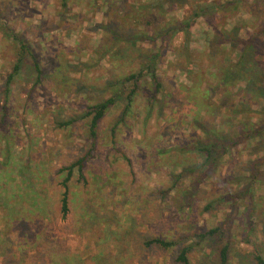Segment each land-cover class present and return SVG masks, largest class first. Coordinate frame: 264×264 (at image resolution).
<instances>
[{
	"label": "rangeland",
	"instance_id": "obj_1",
	"mask_svg": "<svg viewBox=\"0 0 264 264\" xmlns=\"http://www.w3.org/2000/svg\"><path fill=\"white\" fill-rule=\"evenodd\" d=\"M211 1L67 0L64 7L62 0H0V264H103L106 253L117 264H179L181 247L190 244L191 264H218L225 242L229 264H257L255 255L264 257V161L255 177L249 170L264 156V100L255 95L264 93V0H240L243 6L222 10L214 20L213 12L195 20L193 74L182 56L185 32L178 31L157 64L161 92L148 71L137 87L135 80L123 81L158 52L168 27L178 28ZM141 4L149 9L138 10ZM10 29L28 39L42 75L26 54L6 99L18 58ZM230 34L255 37L244 73L208 91L223 67L239 58ZM112 95L117 102L93 139L89 106ZM196 112L228 136L241 121L257 130L202 177L206 152L180 150L207 141L190 123ZM82 157L84 177L73 172L70 211L63 217L67 172L61 168ZM214 227L224 236L200 237ZM157 236L176 244L145 245Z\"/></svg>",
	"mask_w": 264,
	"mask_h": 264
},
{
	"label": "trees",
	"instance_id": "obj_2",
	"mask_svg": "<svg viewBox=\"0 0 264 264\" xmlns=\"http://www.w3.org/2000/svg\"><path fill=\"white\" fill-rule=\"evenodd\" d=\"M62 5L66 7L67 0H62ZM243 5H244V1L240 2V0H229V1H224V2L215 0L209 3H205L199 9H196L194 14L191 17H185L183 21L180 23L178 28L174 29L172 27H168L167 30L161 34V36H163L162 39L164 40L162 41V44L158 47V52L155 54H152L141 69H139L135 73H131L126 78H124L123 81L127 82V81L135 80L136 87H137V81L139 80L140 76L144 72L148 71V73L152 76L154 80L156 91L161 92L164 89V87L157 75V71H156L157 64L160 61V56H162V50L166 46V41L169 39V36L172 33L174 34L178 31L185 32L184 34H185L186 40L183 45L182 56L184 57L185 64L188 65V69L190 70V75L193 74V72L195 71H194V68L192 67L195 65V63H194L193 51L191 50L190 45H189V35H190V29L192 25L194 24L195 20L199 16L205 15L207 13H212V12L215 15L213 16L211 20H214L215 16H217V14L221 12L222 10H228L229 8L234 9V8L241 7ZM145 7L149 9L148 8L149 5L141 4L138 10H141V9L143 10ZM141 14L144 15V13H141ZM138 18L140 19V17H137V19ZM8 34H9L8 35L9 37L13 38L18 43L17 44L18 58L13 65L12 72L9 73L7 77L6 86L4 90L6 99L9 98V93L11 90V83L14 77L21 71L22 63L24 62V58L26 54L32 57L34 61V68L37 72L38 78H40L42 75V69L40 67L38 57L36 53H34L33 49H31L28 39H26L24 35L16 33L14 29L8 30ZM228 36H230V38L228 39L229 44L236 46L237 47L236 49L239 50V53H238L239 58L235 62L231 61L228 65H225L223 67V70L221 71V74L219 75L220 77H218L219 78L218 83L214 85L213 87L208 86V88L206 89L208 91H214L218 86L228 84L230 83L231 80L238 79L237 74L240 73V75H243L244 73L243 68L246 65L245 60L247 59V56H249V51L251 52V49L253 47L252 44H253V41L255 40V37H250L248 39L240 40L237 36L236 37L233 36V34H230ZM247 79L249 81V78ZM248 89L249 87L245 86L244 89L242 90L249 92ZM208 91L205 92L204 94H207ZM133 92H135V89L131 91V94L128 97L126 107L122 114L123 117L131 105V102H132L131 95L133 94ZM255 95L256 97L258 98L261 97L264 100V93L260 92L258 94L256 93ZM208 98L210 99L209 96ZM242 98H245V95H243ZM115 102H117V98L115 95H112L111 97L107 98L104 101H101V102H98V103H95L89 106V111L87 112V114L90 115L91 117L89 131L93 139L97 138V134H98L97 127L99 125L100 120L104 117V115L107 113V111L111 108V106ZM242 103L243 102L241 101L239 102V104H242ZM242 108H243V112H245L246 111L245 107H242ZM190 123L194 127L199 126L205 132L207 141L206 143L197 142V143H194L193 145H190V146L188 145V147H181L180 150L187 152V151H190V149H195V150H199L202 152H206L204 161L200 163V167L204 166L206 168V171H205V168L202 171L201 177L202 175H204L205 172L207 171L209 172V170L211 169V166H213V164H215L220 157L224 156V154L229 152L234 146H237L243 141L246 142L250 140L251 138H255V135L257 134V130L254 128L252 123H249L248 121H241V127L239 130L236 129L237 130L236 135L228 136L224 134L223 131H221V129L216 128L215 127L216 125L210 127L207 122H205L203 119L200 118V115H198V112H196V114H193V118ZM114 129H115V125L113 127V130ZM84 161H85V158L82 157V158H79L77 161L71 163L70 165H67L61 168L63 171L67 172L66 177L61 182L63 186V191H62V195L60 198V202H61V212H62L63 217H65L70 211V184L69 183L71 180V176L73 172L77 169L80 176L84 177ZM263 161H264V156L258 162L254 161L253 164L251 161L250 163L251 165L249 169L251 172L250 177H255L254 175L256 174V172L254 168L255 166L258 167V164ZM192 169L193 168L190 169V167H188V170L193 171ZM173 176H176V174L173 173ZM174 181H175L174 184H176L178 181L177 178H175ZM210 205L208 204L206 208H209ZM224 234L225 232L220 227H214L206 231L205 233H201L200 237L205 238L207 236H212V235L218 236L219 235L220 236L219 238H221L224 236ZM175 244H176L175 241L168 240L161 236L152 237L145 241V245L147 246L156 245V246H160V247L167 248V249L172 248V246H174ZM192 250H193V245L191 244L182 246L176 257V261L179 264H191L189 254ZM229 253H230V244L228 242H225L219 245L218 264H229V260H230ZM107 254L108 253H106L104 257L102 256L103 264H117V263L109 262L107 258L111 257L112 254L110 255H107ZM62 256L64 257L67 255L65 253H62ZM255 260L257 264H264V257L259 253L255 255ZM75 264H85V262L80 261V263H75Z\"/></svg>",
	"mask_w": 264,
	"mask_h": 264
}]
</instances>
